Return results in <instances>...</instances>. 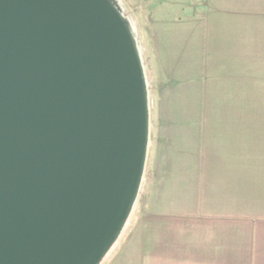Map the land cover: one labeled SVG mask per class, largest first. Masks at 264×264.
<instances>
[{"label":"water","instance_id":"obj_1","mask_svg":"<svg viewBox=\"0 0 264 264\" xmlns=\"http://www.w3.org/2000/svg\"><path fill=\"white\" fill-rule=\"evenodd\" d=\"M149 138L146 72L116 0H0V264H101Z\"/></svg>","mask_w":264,"mask_h":264},{"label":"crops","instance_id":"obj_2","mask_svg":"<svg viewBox=\"0 0 264 264\" xmlns=\"http://www.w3.org/2000/svg\"><path fill=\"white\" fill-rule=\"evenodd\" d=\"M199 16L185 161L170 167L185 177L159 184L126 264H264V0H201Z\"/></svg>","mask_w":264,"mask_h":264},{"label":"rangeland","instance_id":"obj_3","mask_svg":"<svg viewBox=\"0 0 264 264\" xmlns=\"http://www.w3.org/2000/svg\"><path fill=\"white\" fill-rule=\"evenodd\" d=\"M194 1L116 0L134 28L146 72L150 138L137 200L120 237L101 264H126L127 246L138 238L140 215L156 209L159 184L168 191L169 181L185 177L181 175L183 169L180 171L178 167L179 174H176L170 167L179 158L185 161V119L192 112L186 94L188 60L193 59L189 53L192 54L204 37V21L199 16L201 0H196L198 8L192 6ZM176 150L184 153L178 155Z\"/></svg>","mask_w":264,"mask_h":264},{"label":"bare ground","instance_id":"obj_4","mask_svg":"<svg viewBox=\"0 0 264 264\" xmlns=\"http://www.w3.org/2000/svg\"><path fill=\"white\" fill-rule=\"evenodd\" d=\"M135 35H136V33H135Z\"/></svg>","mask_w":264,"mask_h":264}]
</instances>
